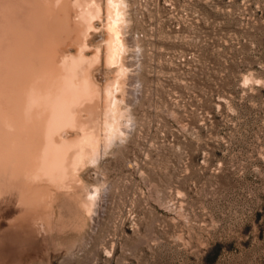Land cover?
<instances>
[{
    "label": "rangeland",
    "instance_id": "374dc122",
    "mask_svg": "<svg viewBox=\"0 0 264 264\" xmlns=\"http://www.w3.org/2000/svg\"><path fill=\"white\" fill-rule=\"evenodd\" d=\"M127 1L131 102L91 224L6 238L0 264H264V0Z\"/></svg>",
    "mask_w": 264,
    "mask_h": 264
},
{
    "label": "bare ground",
    "instance_id": "6f19581e",
    "mask_svg": "<svg viewBox=\"0 0 264 264\" xmlns=\"http://www.w3.org/2000/svg\"><path fill=\"white\" fill-rule=\"evenodd\" d=\"M129 20L127 0H0V242L90 226L131 102Z\"/></svg>",
    "mask_w": 264,
    "mask_h": 264
}]
</instances>
